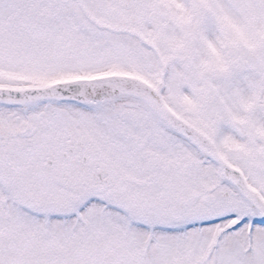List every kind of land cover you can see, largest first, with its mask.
<instances>
[{
    "label": "snow or ice",
    "instance_id": "1",
    "mask_svg": "<svg viewBox=\"0 0 264 264\" xmlns=\"http://www.w3.org/2000/svg\"><path fill=\"white\" fill-rule=\"evenodd\" d=\"M0 264H264V0H0Z\"/></svg>",
    "mask_w": 264,
    "mask_h": 264
}]
</instances>
